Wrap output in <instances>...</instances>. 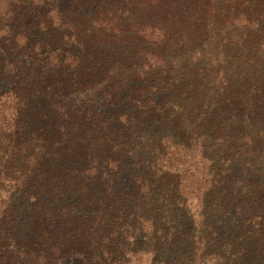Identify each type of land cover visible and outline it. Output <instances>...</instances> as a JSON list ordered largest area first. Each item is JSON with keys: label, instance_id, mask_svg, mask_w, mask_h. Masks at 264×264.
Masks as SVG:
<instances>
[{"label": "trees", "instance_id": "16d2710c", "mask_svg": "<svg viewBox=\"0 0 264 264\" xmlns=\"http://www.w3.org/2000/svg\"><path fill=\"white\" fill-rule=\"evenodd\" d=\"M0 264H264V0H0Z\"/></svg>", "mask_w": 264, "mask_h": 264}]
</instances>
